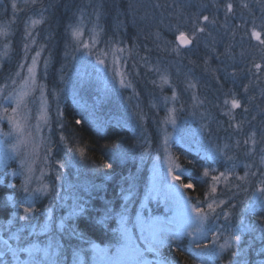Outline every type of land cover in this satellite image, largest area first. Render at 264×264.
Wrapping results in <instances>:
<instances>
[{
    "label": "rangeland",
    "instance_id": "1",
    "mask_svg": "<svg viewBox=\"0 0 264 264\" xmlns=\"http://www.w3.org/2000/svg\"><path fill=\"white\" fill-rule=\"evenodd\" d=\"M179 2L191 5L184 9V13L186 16L195 15L200 17L201 23L199 26H204L205 24L202 21L204 15H207L209 20L215 19L216 23L214 25L208 24L207 31L200 35L199 41H194L189 48H182L180 56H177L174 52L168 54L157 50L156 44L159 43L160 48L163 49V41H172L173 43L169 47H175L178 31L176 29L169 31L167 27L162 26L159 29L160 40L157 41L154 35L158 30L155 23L147 19L140 20V17L144 15V9L137 13L135 26L132 24L131 16L125 17L121 14L119 19L125 21V23L121 24L118 31H116L117 12L123 13L127 7L128 0H123V2L122 0H42L43 5L52 4L59 7L49 8L48 12L45 13L48 18L46 22L37 25L32 30L33 36L36 37L35 44L23 39L24 24L25 22L30 24L31 19H39L38 9L42 5H37V9H30L25 0H17L21 11L17 13L15 21L12 22L10 0H0V30L11 33L7 39L0 36V58H3V68L0 70V85L5 84L6 78L18 70L22 61L25 64H30L31 56L40 49L41 45H47L48 50L41 53V56L48 60L47 76L45 77L44 75L42 59L37 66V84L41 86V90L35 91L29 97L30 123L35 126L37 116H47L52 124V131L50 132L48 127H42V134L58 144L54 156L48 162L43 159L45 151L44 146L41 145L39 155L35 157L34 172L28 177L30 180V191L48 185L50 194L36 193L34 198L30 197V199H33V204L25 203V206L33 207L34 211L29 213L25 220H19L18 216H5L0 219V235L5 236L12 242V249L34 246V259L37 264H51V261L57 260L59 264H97L94 259L96 253L92 245H96L100 249H108L109 255H114L117 252L119 240L121 239V224L117 214L124 211V205H127V215L133 220L137 211H140L144 216L150 213L151 215L161 216L165 220L171 219L173 212L167 211L163 202L157 204L155 200L145 199V193L154 183V168H157L158 171L162 169V172L166 174L169 159H171L173 165L179 164L173 154V146L175 144L183 143L186 147L203 157L206 148H212L217 144L221 147L225 144L234 146L236 140H240L241 146L238 149L231 147L227 151L229 156L234 157L232 161L226 162L221 159L215 164L208 162L206 167L210 166L218 169V172H223L234 163L236 164L235 173L243 176L245 164L253 163L254 161L259 163V147H264V144L259 145L255 149L254 156L246 155L248 147H251V145H243L244 139L247 138L253 128L246 124L241 133H236L234 129L228 128L229 118L221 114L223 109L216 107L218 103L223 104L224 91L232 88L242 93L243 86H239L237 89L239 82L228 86L229 84L227 82L223 83L222 80L224 79V72H214L212 70L218 67L222 69L223 64H221V61H223L228 65L227 72L229 74H231L229 67L232 64L238 65L239 73H241L240 69L244 68L246 63L262 62L264 46L260 45L252 37V28L254 26L252 21L255 20L256 31L260 32L261 37L264 38V28L260 27L264 23V0H231L234 5V15L230 14L227 18L225 17V5L229 0H215V4L219 5V8L213 6V0H179ZM101 3L104 5L102 11L106 13L99 22L101 26L107 29V35L104 39L113 36V32L116 31L115 39H122L124 41L123 46L131 48L132 38L138 37L136 43L139 45V49H133L134 59H129L127 64L131 73L127 76V80L131 81L132 87L122 89L117 81L116 92L111 91L112 84L109 83L111 72L109 71L108 79L106 80L102 69L97 67V70L94 71L93 66L83 63L79 59L80 53L75 52V45L72 42L70 33L65 31L66 25L75 22L78 10L81 8L84 9L87 28H91L92 24L87 21L95 18V8ZM144 3H148V0H144ZM244 4H247L248 7L245 8ZM5 5L8 6V15L6 16L4 15ZM65 5L68 6L67 9H65ZM171 22L179 24V31H185L186 35L191 36V25H185L183 18L179 21L173 18ZM225 24L227 25L226 28L224 27ZM233 32H235L234 38ZM245 32H247V35H245ZM209 33H211V36H209ZM45 37H48V39L45 40ZM83 40H89L87 31L84 33ZM9 41H11L10 47L5 49L4 44L9 43ZM25 43L31 45L27 59L23 48ZM145 46L151 49V53L145 51ZM229 46H231V59L224 55L225 50ZM103 47L104 43L102 41L100 48L102 49ZM213 48H215L214 52L212 51ZM5 51L8 53L6 57L3 55ZM128 55V52H125V56ZM144 56H148L147 63L140 60V57ZM101 58L99 54H96L93 60ZM206 58L208 59L207 66L204 63ZM111 59L112 57L109 56V64H111ZM158 60L160 62L159 65L157 64ZM133 64H136L137 67L133 68ZM157 66L162 70L167 69L171 81L170 85L161 87L159 75L153 71ZM206 67L207 71L205 70ZM124 69L125 65L122 63L120 65L121 72ZM22 72L23 76H27L26 67L22 69ZM136 72H139L138 76L135 75ZM241 75L243 76L242 73ZM23 76L18 78L16 87L21 86L20 81ZM217 76L220 77L219 81L216 79ZM245 79L248 81L247 77ZM189 80L197 83L198 88L187 89ZM261 80L264 81V73L261 74ZM153 81L156 83L154 84ZM8 83L7 91H11V82L8 81ZM261 87H264V84H261ZM173 89L178 94V100L175 105L170 102L165 107L161 102V98L164 96L171 97ZM193 95L207 102L203 107L193 109ZM254 95L256 97L254 104L258 105L259 109H264V99H261L259 89H250L247 93V96ZM67 99L73 101L81 112L87 113V118L93 119L97 124L102 123L101 126L117 124L130 130L131 139L129 143L118 145L119 150L127 154L125 159L118 160L125 162L127 167L125 168V173L118 179L119 189L117 193L119 201H117V207H111L108 198L107 201L103 200L102 202L107 205L101 210V218L104 217L105 208L107 207L111 209L107 216H113L115 219V228L113 230L115 234L113 239L107 243H98L88 238L76 226L75 218L84 212L88 195L96 194L101 198L100 202L106 198H103V192L105 182L109 176L101 175L90 168L86 157L81 160L78 153L73 164L69 165L68 168L61 169L55 163L56 160L64 156L66 147L80 148L76 143H71L68 138L62 144L60 143L61 131L57 129L56 125L63 123V135L66 137L63 106ZM246 99L247 97H245ZM180 105H184L187 110L177 113L178 124L174 127L171 124L163 123L167 115V108L173 106L179 108ZM252 109L254 108L250 109L247 119L250 120L253 115H256V120L252 121L253 127L264 130L261 125V121L264 118L258 115L259 109L255 108L257 110L255 111L256 114L251 113ZM193 111H195V116L192 115ZM9 113H11L10 108ZM201 115H210L212 118L201 120ZM141 116L144 119H141ZM242 117V111L237 110L236 120L239 121ZM40 122L43 125V119ZM201 123H205L210 127L212 136L211 140L207 138L206 134H204L203 139L197 136L196 140H199V143H196L193 140V132L199 128ZM218 128L219 131H217ZM9 130L7 120L0 121V140L4 139L2 133ZM165 135L173 137L174 141L181 136L184 139L165 146ZM260 138L258 132L256 139L260 140ZM7 143H15V138H8ZM28 150H31V145H29ZM157 157H159V160H157ZM22 159H24L23 148L18 156L12 159H5L3 146H0V185L15 183L17 189H20L25 182V176L19 174L13 176L12 173L14 171L17 173L22 171L20 167ZM185 171L186 173L188 172L187 169ZM252 171H256V168L253 167ZM218 172L213 174H218ZM58 173L63 176L61 181L55 180ZM208 179L210 182V177ZM205 185L206 193L209 191V184L205 183ZM247 186L245 185V187ZM223 187V183H221L218 189H223ZM252 187H255V183H253ZM129 188H131V192H129ZM57 193H59V197ZM233 193H236L235 198L231 201L232 204L236 205L235 217L232 221L235 224L239 220L241 209L250 203L247 197L251 195V191L245 193L233 187L231 192L221 195L219 199L232 197ZM184 194L189 196L186 192ZM25 195L20 191L17 194V198L21 199ZM189 197H191L190 202L194 204L197 200L203 201L205 194L202 195V198ZM75 202H78L83 210L71 216L70 213ZM204 206L206 207V204ZM9 208L10 212L13 211L11 205H9ZM225 210H231V205H228ZM14 211L24 215L23 208L17 207ZM9 219L12 221L11 224H7ZM248 220L250 222L256 221L257 217L249 215ZM221 223H223L222 216ZM73 230H75L77 235H72ZM254 235L255 233H246L239 246L233 243L226 250L220 251L218 245L224 243V239L227 236V232H225L217 241L216 251L218 255L210 260V264H230V262L235 264V260L243 259L242 256L234 258L232 254L238 251V247L243 249L246 244H252ZM139 236V229L134 230L133 239L135 240ZM191 239L192 237L186 235L179 237L177 245L181 252L180 261L175 259L178 257L176 250H173L168 245L160 248L158 259L166 258L170 264H205V260L209 259L208 255L201 259L194 255L192 251H189L190 247L194 248V245L189 244ZM212 239L213 237L209 233L201 237V242L208 243ZM212 247L209 243V248L204 250L205 253L210 255ZM254 247H260L258 240L255 241ZM47 248H50L55 255L45 258L42 250ZM35 249H40L41 251L36 252ZM248 258L256 259V256L254 253H249ZM29 259V253L24 261L19 258V255L18 259H14L9 251L6 255L0 257V264H21V262L29 264ZM142 259L148 264H154V262L144 256V252Z\"/></svg>",
    "mask_w": 264,
    "mask_h": 264
},
{
    "label": "snow or ice",
    "instance_id": "2",
    "mask_svg": "<svg viewBox=\"0 0 264 264\" xmlns=\"http://www.w3.org/2000/svg\"><path fill=\"white\" fill-rule=\"evenodd\" d=\"M123 2V0H122ZM25 3L30 9H37V5H42L38 9L39 19H31V23L25 22L24 24V36L23 39L26 41H31L32 44L36 43V37L33 36L32 30L35 29L37 25H41L46 22L48 19L45 15L48 12L49 8L59 7L58 5L47 4L43 5L42 0H25ZM190 4H182L179 0H148V3H144V0H128L127 7L124 9L123 13L117 12L116 16V25L115 29L118 31L121 24L125 21L119 19L120 15L123 14L125 17H132V24L135 26L137 22V13L144 9V15L140 17V20H149L154 22L157 31L154 33L157 41L160 40V31L159 29L167 27L169 31L176 29L178 35H176L175 47H169L173 42L172 41H163L164 47L160 48V44H156L157 50L164 51L168 54L175 53L177 56H180L182 48H188L191 46L194 41H199L200 35L207 31V25L216 23V20H209L207 15L202 17V21L205 22L204 26H199L201 23V18L198 16H186L184 9L190 7ZM213 6L219 8V5L215 4L213 0ZM245 8L248 7L247 4L243 5ZM65 5V9H67ZM104 5L98 4L95 8L94 19L88 20V23L92 24L91 28H87L86 18L84 15V9L81 8L78 10V15L75 17V22L66 25L65 31L70 33L72 42L75 45V52L80 53L79 59L90 66H93V70L96 71L97 67L103 70L104 77L108 79V73L111 72V80L109 83L112 84L111 91L116 92V82L118 81L119 87L122 89H127L132 87L131 81L127 80V76L131 73L128 70L127 64L129 59H134L133 49H139V45L136 43L138 37L132 38V47L128 48L123 46L124 41L122 39H115L116 31L113 32V36L104 39L107 35V29L100 25V20L102 16H105L106 13L102 11ZM225 17L227 18L230 14L234 15V5L229 0L225 5ZM10 8L12 10L13 21H15L17 13L21 11L17 0H10ZM4 15H8V6L4 7ZM175 18L178 21L183 18L184 24H190L191 36L186 35L185 31H179V24H173L171 21ZM166 20L168 21L166 23ZM252 37H254L260 45L264 46V38L261 37V33L256 31L255 20L252 21ZM226 28L227 25L225 24ZM261 28H264V23L260 25ZM89 33V40H83L85 32ZM11 33L7 31L0 30V36H3L7 39ZM233 38L235 37V32L232 33ZM247 35V32H245ZM211 36V33H209ZM48 37H45L47 40ZM103 41L104 47L100 48V43ZM11 41L4 44L5 49H9ZM31 47L29 43L23 45L25 58L28 57V50ZM207 47V44H206ZM231 46L225 50L224 55L231 59ZM47 49V45H41L40 49L31 56V63L25 64L23 61L20 63L18 70L14 74H10L6 78V82L3 85H0V121L7 120L9 125V131L2 133L4 139L0 140V146H3V153L5 159H12L15 156H18L21 152V149H24V159L20 161L21 172H13L12 175H24L25 182L21 185L20 189H17L15 183H8L6 185H0V216H18L19 220L23 221L27 218L29 213L34 211L33 207H26L25 203L33 204V199L36 193L50 194L49 186L44 185L42 188L29 190L30 180L28 179L29 175L34 172L33 165L36 163L35 157L39 155V149L41 145L44 146L45 155L43 157L45 162H48L55 154V150L58 147V144L51 140L48 137H45L42 134V127H48L50 132L52 131V124L49 122L47 116L41 117L37 116V123L33 126L30 123V113L31 109L29 108V97L37 90H41V86L37 84V66L38 63L43 59L44 63V75L47 76V66L48 60L44 59L41 56V53ZM145 51L151 53V49H148L145 46ZM215 51V48L212 49ZM125 52H128V56H125ZM99 54L102 58L93 60L94 55ZM138 54V53H137ZM4 57L8 55L7 51L3 54ZM67 55V53H65ZM112 57L111 64H109L108 58ZM219 59V57H217ZM140 60L145 63L148 62V56L140 57ZM125 65L123 72L120 70L121 64ZM159 60L157 64L159 65ZM205 65H208V59L204 60ZM223 68H216L212 71L214 72H224V80L227 81L229 76L233 80V84H236L237 70L233 67L231 74L227 72L228 65L221 61ZM27 68V76H23L22 69ZM133 68H136L137 65L133 64ZM3 68V58H0V70ZM255 69V71H253ZM207 71V67L205 69ZM158 75L161 87L164 85H170L171 81L167 73V69H161L159 66L153 69ZM240 72L243 76L248 78V83L243 84L242 93L237 92L232 88L227 89L223 92L224 100L223 104H217L216 107L223 109L222 115L229 118L228 128H232L236 133H241L244 129V126L247 124L249 127H252L253 130L248 134L247 138L244 139L243 145L248 147L246 155H255V149L261 144H264V130L257 129L253 127L252 121L256 120V115H253L251 119H247L248 114L251 108H258V105H255V96H247V93L250 89H259L261 99H264V87H261V84H264V81L261 80V74L264 73V57H262L261 63H246L244 68L240 69ZM135 75H139V72H136ZM20 81L21 86L16 87L18 78L22 77ZM216 79L219 81L220 77L217 76ZM8 81L11 82L12 90L7 91L9 87ZM155 84L156 82L153 81ZM198 84L189 80L187 82V89H197ZM185 89V90H187ZM7 93V94H5ZM137 95H139L137 93ZM239 97V98H238ZM245 97L247 99L245 100ZM178 100V94L175 89L172 91L171 97L164 96L161 98V102L165 107L171 102L175 105ZM193 109L201 108L207 102L206 100L199 99L198 96H192ZM155 106V105H153ZM9 108L11 113H9ZM184 105H180L179 108L173 106L167 108V115L163 123L171 124L176 126L178 124L177 113L186 111ZM241 110L243 117L237 121L236 120V111ZM192 115L195 116V111L192 112ZM258 115L264 118V109H259ZM211 119L210 115H201V120ZM43 119V125L41 120ZM85 118L81 116L75 120V125H81L82 121ZM141 119H144L141 116ZM235 122V123H233ZM262 127H264V119L261 121ZM57 129L61 131L60 143L62 144L67 137L63 135L64 125L63 123H58L56 125ZM219 131V128L217 129ZM227 131V129H225ZM260 134V140H257V133ZM204 134L207 135V138L211 140L212 131L210 127L201 123L199 128L195 129L193 132V140L196 143H199V140H196L197 136L204 138ZM8 138H15V143L8 144ZM184 137L181 136L178 140H183ZM174 141L173 137L165 135L164 144L165 146L169 145ZM29 145H31V150L29 151ZM241 146L240 140H236L234 146L225 144L222 147L216 145L212 148H206L203 154V160L205 163L211 162L213 164L218 163L221 159L224 161H232L233 156H229L227 151L231 147L239 148ZM104 149L113 154V158L116 159H125L126 153L119 150L118 145L116 144H106ZM79 154L81 160L85 159V149L84 148H73L66 147L64 149V156L61 159L55 161L56 165L59 168L64 169L68 168L69 165L73 164L76 154ZM259 163L255 161L253 163H247L244 165L245 172L243 176H239L235 173L236 164H231L230 167H227L225 171L218 172V169L212 167H204L201 173V176L198 178L203 183L209 184V191L205 193V199L203 201L197 200L196 203H191V197L186 196L184 193L187 190H195L196 184L188 175L184 168L179 164L173 165L171 159H169L167 165V172L164 174L162 169L158 171L157 168H154V183L151 187L147 189L145 193V199L155 200L157 204L163 202L167 208V211L173 212V217L171 219L165 220L161 216L151 215L150 213L147 216H144L137 211L135 219L127 215V205H124V211L118 213L120 224H121V239L119 240V247L116 254L109 255L108 249H100L96 245H92L93 250L96 253L94 259L97 264H148V262L143 261L142 255L143 252H152L159 257L160 248L164 245H168L173 250L179 251L177 241L180 236L186 235L192 237L189 241L190 245H194V248L190 247L189 251H192L194 255L204 259L206 255L209 256L208 260H205V264H210V260L215 258L218 255L216 251L217 241L221 236L227 232V236L224 239L223 244H219V250L224 251L229 248L233 243L239 246L242 243L244 235L255 233L253 236V243L246 244L243 249L238 247V251L234 252L232 255L234 258L242 256L243 259L235 260V264H264V147H259ZM159 160V157H157ZM189 164H192V161H188ZM109 168L112 167L111 164L107 165ZM255 167L256 171H252V168ZM218 174H213L217 173ZM178 173V174H177ZM210 177V182L209 178ZM231 177V179H229ZM63 179L62 174H57L55 177L56 181H61ZM185 180L188 182L185 183ZM235 182V183H234ZM223 183V189H218V186ZM255 183V187H252ZM245 185H248L245 187ZM235 187L248 193L251 191V195L247 197L250 203L246 204L245 208L241 209V215L239 220L232 223L233 218L235 217V208L236 205L232 204L231 201L235 198L236 193H233L232 197L227 199H219L221 195H226L227 192H231L232 188ZM22 191L26 194L23 198L18 199L17 194ZM131 192V188H129ZM59 197V193H57ZM127 199V197H125ZM206 204V207L204 206ZM9 205L12 206L13 211L10 212ZM231 205V210H225V208ZM17 207L23 208L24 215H20L19 212L14 211ZM83 209L78 202H75L71 216H74L81 212ZM111 209L105 208L104 217L105 218ZM256 216V221H249L248 216ZM221 216L223 217V223H221ZM11 219L7 221V224H11ZM258 222V223H257ZM99 223V221H97ZM131 225V227H129ZM139 229L140 236L135 240L133 239L134 230ZM215 229V231H213ZM6 230V226H5ZM211 234L213 239L208 243H202L201 237ZM72 235H77L75 230H73ZM19 239V237H17ZM260 242V247L255 248V241ZM5 245V252H0V256L6 255L7 252H11L14 259H18L19 252H28L29 253V264H37V261L34 259V246L29 248H16L12 249L8 244L7 240L3 241ZM209 243L213 246L212 252L209 254L205 253V249L209 248ZM36 252L41 251L40 249H35ZM44 257L50 258L55 255L50 248L43 249ZM249 253H254L256 259H249ZM23 264V262H21ZM51 264H59V261H51ZM154 264H170L169 260L166 258L158 259ZM232 264V262H230Z\"/></svg>",
    "mask_w": 264,
    "mask_h": 264
},
{
    "label": "trees",
    "instance_id": "3",
    "mask_svg": "<svg viewBox=\"0 0 264 264\" xmlns=\"http://www.w3.org/2000/svg\"><path fill=\"white\" fill-rule=\"evenodd\" d=\"M237 21V20H236ZM233 67L237 70L236 82H239V86H243L247 81L244 76L239 73V66L232 64L229 69L233 71ZM227 84L234 85L231 76L227 79ZM230 80V81H229ZM238 91V90H237ZM239 92V91H238ZM255 96V95H254ZM254 103V102H253ZM64 118H65V135L71 143H76L80 148L85 149V157L87 159L90 168L94 169L101 175L109 176L104 185L103 198L100 202V197L96 194L88 195V200L85 204V210L75 218V224L82 233L88 238L98 243H107L113 239L115 232V219L113 216H106L101 219V210L106 206V203H102L103 200H110V206H116L118 198V179L122 174L125 173L127 167L125 162H120L118 159L113 158V154L104 149L106 144L124 145L129 143L131 139L130 130L125 127H120L117 124L103 125L100 128L96 126V122L93 119L87 118V113L81 112L76 107L73 101L67 99L63 106ZM255 108L252 109V114H256ZM83 116L85 119L81 125H75V120ZM102 124V123H101ZM99 124V125H101ZM103 129V130H102ZM173 154L176 157L178 163L187 169V174L190 175L193 182L196 184L195 190L185 191L192 198H202L205 194L206 185L198 179L201 176L203 168L207 166L204 162L203 157L188 148L183 143H178L173 146ZM188 161H192L189 164ZM111 164L109 168L107 165ZM188 181L185 180V183ZM100 193V192H99ZM98 193V194H99ZM109 205V203H108ZM117 207V206H116ZM10 210V208H9ZM5 216H0L3 219ZM99 221V223H97ZM175 259L180 261V251H176Z\"/></svg>",
    "mask_w": 264,
    "mask_h": 264
},
{
    "label": "water",
    "instance_id": "4",
    "mask_svg": "<svg viewBox=\"0 0 264 264\" xmlns=\"http://www.w3.org/2000/svg\"><path fill=\"white\" fill-rule=\"evenodd\" d=\"M175 41H176V39H175ZM4 240H7L8 244L10 246H12V242L8 238H6L5 236L0 235V252H5L6 251L5 245L3 243ZM18 255H19V258L24 261V260L27 259L28 252H19ZM2 256H4V255H2ZM2 256H0V257H2ZM144 256L147 259H149L150 261H152V262H155V261L158 260V256L155 253H152V252H144Z\"/></svg>",
    "mask_w": 264,
    "mask_h": 264
},
{
    "label": "bare ground",
    "instance_id": "5",
    "mask_svg": "<svg viewBox=\"0 0 264 264\" xmlns=\"http://www.w3.org/2000/svg\"><path fill=\"white\" fill-rule=\"evenodd\" d=\"M96 126H98L99 128L101 127V125H99V124H96ZM102 128V127H101ZM103 130V129H102Z\"/></svg>",
    "mask_w": 264,
    "mask_h": 264
}]
</instances>
